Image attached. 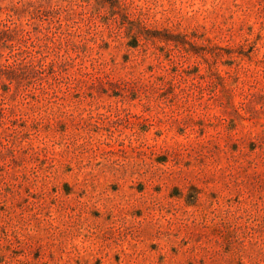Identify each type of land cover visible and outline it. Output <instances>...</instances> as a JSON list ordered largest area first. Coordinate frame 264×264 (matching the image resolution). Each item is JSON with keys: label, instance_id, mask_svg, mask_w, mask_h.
Returning a JSON list of instances; mask_svg holds the SVG:
<instances>
[{"label": "rangeland", "instance_id": "rangeland-1", "mask_svg": "<svg viewBox=\"0 0 264 264\" xmlns=\"http://www.w3.org/2000/svg\"><path fill=\"white\" fill-rule=\"evenodd\" d=\"M0 264H264V0H0Z\"/></svg>", "mask_w": 264, "mask_h": 264}]
</instances>
